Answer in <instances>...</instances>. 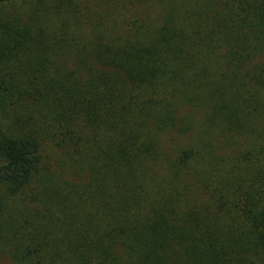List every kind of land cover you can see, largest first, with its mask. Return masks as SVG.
<instances>
[{"label":"trees","instance_id":"trees-1","mask_svg":"<svg viewBox=\"0 0 264 264\" xmlns=\"http://www.w3.org/2000/svg\"><path fill=\"white\" fill-rule=\"evenodd\" d=\"M264 264V0H0V253Z\"/></svg>","mask_w":264,"mask_h":264},{"label":"rangeland","instance_id":"rangeland-1","mask_svg":"<svg viewBox=\"0 0 264 264\" xmlns=\"http://www.w3.org/2000/svg\"><path fill=\"white\" fill-rule=\"evenodd\" d=\"M0 264H17L14 259L7 253H0Z\"/></svg>","mask_w":264,"mask_h":264}]
</instances>
